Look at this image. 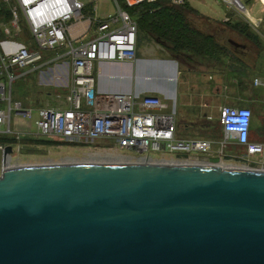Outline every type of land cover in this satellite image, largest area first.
Masks as SVG:
<instances>
[{
    "label": "water",
    "instance_id": "obj_1",
    "mask_svg": "<svg viewBox=\"0 0 264 264\" xmlns=\"http://www.w3.org/2000/svg\"><path fill=\"white\" fill-rule=\"evenodd\" d=\"M13 152H2L0 264H264V169L12 165Z\"/></svg>",
    "mask_w": 264,
    "mask_h": 264
},
{
    "label": "rangeland",
    "instance_id": "obj_2",
    "mask_svg": "<svg viewBox=\"0 0 264 264\" xmlns=\"http://www.w3.org/2000/svg\"><path fill=\"white\" fill-rule=\"evenodd\" d=\"M80 1L86 5V9H89L90 16H92V11L93 16L95 14L100 19H105L108 16H117L119 13V7L115 0ZM187 1L204 16L196 12H189L186 2L185 5L175 4L173 0L147 3L129 11L132 18L138 23V27L143 22V16L157 15L155 18H160L156 21H150L154 23L151 26L153 25L152 29L157 30L156 33L148 31L140 34L139 29L137 57L140 61L143 59L149 60L145 63L148 72L152 68L160 69V67H157L159 66L157 63L152 65V59L161 57L164 53L173 60H178V63H182V65L179 63L180 68H185L187 65V67H192L191 71L198 73L197 75H191V71H186L184 76L178 77L179 82L174 84L171 83L174 80V75H142L140 77L142 87L174 91L175 99L165 101L163 97L161 98L171 109H175L177 139H204L212 143L211 152L206 154L201 152L187 154L175 152L169 154V156L180 155V157H183L182 154H184L208 157L212 159V164H218L220 158H222L225 163L224 166L237 167H247L246 163L254 161L251 163L250 168L264 169V154H259L257 159L251 158L248 160L245 158L247 150L244 146L229 144L222 155L220 153L221 145H218V142L224 140L221 109L224 106L243 107L244 105H250L256 116L254 121L255 128H251V141L264 144V88L257 87L254 90L251 87L252 79L264 77V0H241L245 9H240L236 5L235 0H230V2L228 0ZM120 5L121 8L128 7L124 0H121ZM176 7L180 9L181 14L173 13V11L178 9ZM3 8L5 9L4 12ZM12 8L13 3L0 0L2 21L7 19V11ZM215 12H217V15H213ZM19 16L21 32L19 35L12 32V35L18 39L21 37L19 43L33 45L34 41L29 34V26L21 11H19ZM10 21L8 24L5 22L1 24L10 28ZM147 25L149 27V24ZM95 30L96 25L94 24L89 34L85 35L82 41L87 42L94 38ZM176 42L184 44L183 46L186 48V50H183V55L179 57L181 61L180 59H175V53H173L175 49L174 43ZM231 42L236 43L238 47ZM42 53L47 55L46 57L49 59H55L60 56L58 63H66L68 65L71 63L70 57L67 56L69 49L42 51ZM61 55H64V58ZM138 63L139 61H137L136 65ZM49 67H53V65L51 64ZM28 69H11L9 71L16 77L11 86L12 103H21L24 109L33 112L32 119L23 117L24 124L17 125L16 129L17 132L21 133L20 141L33 137L34 140H39L40 142L15 147L12 154V165L61 162H139L118 158L120 155L140 156L136 152L124 150L120 152V155L105 152L110 147V141L107 140H102L99 143H88L87 145H73L62 142L59 138L52 140L57 143L54 145L41 142L43 139H51L37 135L36 121L39 119L38 111L46 107L66 109L67 96L70 93V89L57 87L58 85H50L54 84L56 79L61 76H63L62 80H64L65 77L62 74L51 75L49 72H45L44 74L24 76L23 72ZM8 75L0 64V81L6 83L9 92L10 81ZM227 75L241 76L242 81L247 84L245 88L247 93L242 91L241 95H237L230 92L225 84V81H228ZM192 76L196 78L197 84L193 83ZM189 85L195 88L198 86L199 89H194L191 92ZM217 86L219 87L218 90ZM249 91L251 94H248ZM252 97L254 100L250 101ZM0 107L8 111V103L0 102ZM16 119V111L13 109L11 112L12 124H14ZM26 124L30 129L24 126ZM28 132L32 133V137L30 134L24 136ZM19 147L20 150H18ZM150 155L157 158L151 161L154 163H171L173 161L169 156H164L166 161L162 160L163 155L159 153L151 152ZM2 156L3 154L0 151V175L4 164ZM243 158H245L246 163L242 160ZM203 164L207 163L204 162Z\"/></svg>",
    "mask_w": 264,
    "mask_h": 264
},
{
    "label": "built area",
    "instance_id": "obj_3",
    "mask_svg": "<svg viewBox=\"0 0 264 264\" xmlns=\"http://www.w3.org/2000/svg\"><path fill=\"white\" fill-rule=\"evenodd\" d=\"M130 8L143 3L160 0H124ZM13 3V19L10 28L2 26L5 39L0 40V64L9 74V92L5 82L0 81V102L8 103V111L0 107V137L21 133L11 129V112L14 109L23 117L32 119V111L23 108L21 103H12L11 86L16 77L11 69L24 70L35 67L43 61L42 51L69 49L67 56L72 63L70 93L67 108H42L36 121L37 135L73 145H87L102 140L110 141L105 152L121 154L127 150L140 156H123L126 161H153L151 152L164 156L179 152L209 153L212 143L200 140H180L176 138L177 124L175 111L160 97L135 95L129 92H104L96 88L95 65L103 62H135L138 47V24L119 7L117 16L105 19L85 13L86 5L80 0H5ZM184 4L185 0H173ZM19 11L23 14L33 38L34 47L19 43L12 32H21ZM96 25L95 37L83 42ZM79 42V44H78ZM256 87L264 88V77L256 78ZM253 111L248 107L227 106L221 109V124L224 140L220 143L223 155L229 144L237 143L247 150L248 160L257 159L264 153V145L250 142ZM32 137V133L26 135ZM33 138V137H32ZM6 146L0 145L3 152ZM19 150V149H18ZM169 156L171 163H211L212 159L184 155ZM176 157V159H174ZM245 158L242 160L245 162ZM206 159V160H205ZM251 162V161H250ZM246 163V162H245ZM252 163V162H251ZM220 165H224L220 158ZM251 164L246 163L247 167Z\"/></svg>",
    "mask_w": 264,
    "mask_h": 264
},
{
    "label": "crops",
    "instance_id": "obj_4",
    "mask_svg": "<svg viewBox=\"0 0 264 264\" xmlns=\"http://www.w3.org/2000/svg\"><path fill=\"white\" fill-rule=\"evenodd\" d=\"M186 3L189 4L190 8L194 10V12L198 13L199 15H202L199 13L197 9H195L187 0H185ZM185 4V3H184ZM183 4V5H184ZM217 15V12L213 13V15ZM204 16V15H202ZM207 17V16H206ZM210 18V17H209ZM212 19V18H210ZM218 20V19H217ZM19 41V40H18ZM22 43V42H21ZM47 55L43 54V61L40 62L37 66L35 67H30L28 70H25L23 72V75H38L40 73L44 74L45 72H49L51 75H64V80L63 76L60 78L56 79V82L54 84L50 85H58L57 87L61 88H67L70 89L69 87L71 86V77H72V66L70 63L69 65L64 63H58L59 57L55 59H49L46 57ZM61 57L64 58V55H61ZM62 58V59H63ZM61 59V60H62ZM152 65L156 64L159 65L157 67H160L159 70L157 69H151L150 72H148L145 63H147L149 60L148 59H143V60H138V57L136 59V62H125V63H119V62H103V63H96L95 65V78H96V88L98 91H112V92H129L133 93L135 95H154L158 97H163L165 101L175 99L176 95L174 91H163L162 89H153V88H146L141 86V81L140 77L142 75H174V80L171 81V83L179 82L178 77L184 76L186 71H191V68L185 67V68H180V65L177 61L173 60L170 58L167 54L165 55L164 53L161 55V57L153 58L152 59ZM137 61L139 63L136 65ZM53 65V67H49L50 65ZM175 64V66H174ZM46 70V71H45ZM171 71V72H170ZM57 72V73H56ZM30 73V74H29ZM197 72L191 71V75H197ZM228 76V81H225L226 88L237 95H241L242 91L244 93H247L245 90V87H242L241 82V76L239 77L238 75H227ZM192 81L193 83L197 84L196 78L192 76ZM137 81V83H136ZM217 82V79H216ZM218 90V86L216 87ZM194 89H199L198 86L195 88L194 86L189 85V90L192 92ZM249 94V93H248ZM237 97V96H236ZM235 97V98H236ZM162 99V98H161ZM241 106V105H240ZM250 106V105H248ZM56 109V108H55ZM175 111L174 108H172L170 111ZM176 114V112H175ZM16 121L14 124H12L11 129L16 130L17 125H23L24 124V119L23 116L20 115L19 113H16ZM255 119L253 120V126L252 128H255ZM30 129V127L26 124L24 125ZM222 141L218 142V145ZM250 142L251 139H250ZM255 143V142H252ZM260 145L261 147L264 144L261 143H255ZM231 145H236L239 146L237 143L231 144ZM20 146V145H19ZM229 146V145H228ZM227 146V147H228ZM20 150V147L18 148ZM264 154V153H263ZM256 156H254V159ZM254 162V161H251ZM251 162H249L251 164Z\"/></svg>",
    "mask_w": 264,
    "mask_h": 264
},
{
    "label": "trees",
    "instance_id": "obj_5",
    "mask_svg": "<svg viewBox=\"0 0 264 264\" xmlns=\"http://www.w3.org/2000/svg\"><path fill=\"white\" fill-rule=\"evenodd\" d=\"M119 2L121 3V0H119ZM125 2V1H124ZM126 4V3H125ZM143 4H147V3H143ZM143 4H140V5H138V6H135V7H133V8H124L123 7V10H125L129 15H130V10H132V9H135V8H137V7H139V6H141V5H143ZM186 4V3H185ZM184 4V5H185ZM187 5H188V10H189V12H191V13H194V10H192L191 8H190V6H189V4L187 3ZM127 6V5H126ZM176 8H178V7H176ZM3 10V12H4V8L2 9ZM2 10H0V40H3V39H5L6 37H5V35H4V33H3V31H2V22H5V23H9V21L11 20L12 21V19H13V16H12V13H11V10L12 9H9L10 11H7V15H8V17H7V19H5V21H2L3 20V18H2ZM8 10V9H7ZM85 13H89V9H85ZM173 13H175V14H181L180 13V9L178 8L177 9V11L175 10V11H173ZM131 16V15H130ZM154 16V17H153ZM153 16H143V22L142 23H140V26L138 27V29H140V34L141 33H146V32H148V31H151L152 33H156L157 32V30L156 29H152V27H153V25L151 26V24H154V23H152V22H150L151 20L152 21H156L157 19H160V18H155L157 15H153ZM11 17V18H10ZM132 17V16H131ZM153 17V18H152ZM11 21H10V23H11ZM138 24V23H137ZM147 24H149V27H148V25ZM10 25V24H9ZM20 26H21V24H20ZM97 27V26H96ZM149 28V29H148ZM29 34H30V32H29ZM138 34H139V30H138ZM30 36H31V34H30ZM32 37V36H31ZM14 38L16 39V40H20V38L18 39L17 37H15L14 36ZM28 45V44H27ZM184 44H181V43H178V42H176V43H174V51H173V53H175V59H180L179 57H180V55L182 56L183 55V50H186V48L183 46ZM29 47L31 46V47H34V45H32V44H29L28 45ZM30 47V48H31ZM189 53V52H188ZM178 61V60H177ZM180 61H181V59H180ZM180 63V62H179ZM180 65H182V63H180ZM184 65H186V64H184ZM185 67H187V65L185 66ZM188 68H192V67H188ZM256 79V78H255ZM255 79H252V81H251V87L255 90L257 87L255 86V83H254V81H255ZM241 85H242V87H245L246 88V86H247V84H246V82L245 81H242L241 82ZM253 93V92H252ZM249 94H251L250 93V91H249ZM254 99H253V97H252V99H250V101H253ZM251 105H253V103H251ZM243 106V105H242ZM243 107H248V108H250V106H248V105H244ZM251 109V108H250ZM252 110V109H251ZM253 111V110H252ZM254 119H256V116H255V113H254V111H253V120ZM253 120H252V125H251V128H252V126H253ZM25 138V137H24ZM20 139H21V137L20 138H18L16 135H3L2 137H0V145H3V146H12L13 147V149L15 148V147H17V146H21V145H26V144H33V143H35V142H40L39 140H34L33 138H30V139H24V141H20ZM41 142H44V143H46V144H49V145H54V144H57L56 142H54V141H52V140H46V139H43V141H41Z\"/></svg>",
    "mask_w": 264,
    "mask_h": 264
},
{
    "label": "bare ground",
    "instance_id": "obj_6",
    "mask_svg": "<svg viewBox=\"0 0 264 264\" xmlns=\"http://www.w3.org/2000/svg\"><path fill=\"white\" fill-rule=\"evenodd\" d=\"M229 2H230V0H228ZM242 2V1H241ZM202 158H204V157H202ZM208 158V157H207ZM209 160H211L210 158H209ZM140 162H142V163H144V162H146V161H144V159H142ZM10 163V161L8 160L7 162H6V164H9ZM181 164H184V163H181ZM186 164H188V163H186Z\"/></svg>",
    "mask_w": 264,
    "mask_h": 264
}]
</instances>
